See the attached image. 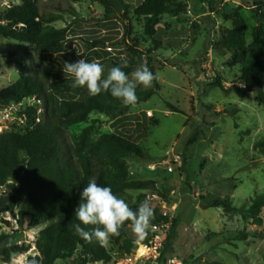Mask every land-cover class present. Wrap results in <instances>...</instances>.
Listing matches in <instances>:
<instances>
[{
    "label": "rangeland",
    "instance_id": "rangeland-1",
    "mask_svg": "<svg viewBox=\"0 0 264 264\" xmlns=\"http://www.w3.org/2000/svg\"><path fill=\"white\" fill-rule=\"evenodd\" d=\"M123 1L128 8L107 17L101 6L86 0L74 4V14H62V20L52 23L55 28H68V47L60 55H38L27 43L0 38V89L23 76L40 85L36 97L0 110V133L24 130L28 107L35 106L36 121L43 122L61 99L84 98L80 88L68 83L59 92L50 90L52 79L71 77L63 73L64 62L98 61L105 77L116 63H122L121 58L128 62L130 77L145 64L158 79L150 88L137 86L136 90L155 88V94L134 108L127 106L124 115L115 119L92 112L85 123L61 131V149L70 150L76 136L90 124L94 140L110 132L129 137L147 158L124 159L128 180H153L155 190H128L124 200L130 207L148 200L160 215L170 216L175 226L166 256L181 257L187 264H264V105L255 92L238 89L240 65L229 66V56L211 48L221 30L229 27L224 15L235 4L242 6L248 45L256 24L254 8L260 2L264 5V0H173L189 7L177 16L160 17L155 35L158 48L143 35V19L133 14L139 0ZM18 3L0 0V12ZM214 78H219L220 86L212 85ZM261 91L264 94V86ZM171 152L180 165L171 162L172 171H167L163 161L170 162ZM4 190L0 187V193ZM223 198L236 208L243 207L245 217L205 208L208 201ZM28 224L25 218L22 233L12 237V242L27 250L12 254L9 263L0 258V264H29L28 257L37 255L33 241L44 225ZM16 228V211L0 215V234L11 235ZM127 234L132 243L140 239L131 230ZM126 245L125 240L118 244L110 240L104 247L116 259L126 252ZM79 254L54 264H78Z\"/></svg>",
    "mask_w": 264,
    "mask_h": 264
},
{
    "label": "trees",
    "instance_id": "trees-1",
    "mask_svg": "<svg viewBox=\"0 0 264 264\" xmlns=\"http://www.w3.org/2000/svg\"><path fill=\"white\" fill-rule=\"evenodd\" d=\"M84 0H18L17 5L0 12V38L27 43L33 46L38 55H60L68 47V28H55L52 23L62 20V14H74V4ZM101 6L105 16L122 12L128 8L123 0H86ZM210 0H208L209 2ZM264 5L260 2L255 10L256 24L251 29L250 43L245 45L246 24L240 14L242 6L235 4L224 15L229 27L223 28L217 41L212 43V50L229 56L228 65H240L239 80L243 92H255L257 100L264 105ZM187 10L183 2L173 0H141L133 9L136 17L143 19L142 33L151 40L154 47L160 17L168 14L177 16ZM101 43L94 41L93 44ZM130 53H133L129 49ZM130 55V59H131ZM117 66L121 65L116 63ZM127 74L129 67L123 68ZM212 85L220 86L219 78H214ZM73 84V78L52 79L50 90L59 92L65 84ZM83 99H61L47 113L43 122L36 121L37 109L31 106L25 109L27 126L24 130L0 133V215L7 211H16L18 228L11 230V235L0 234V258L2 263H9L12 254H21L27 250L12 242L24 230V219L29 218L30 225H44L33 241L37 255L28 257V263L54 264L56 260L70 259L77 251L78 264L101 262L112 264L113 258L105 247L95 240L86 242L75 232L73 225L79 223L75 209L81 202V193L91 178L101 186L111 187L113 192L124 199L128 190H155L153 180H128V169L124 159L138 157L146 159L147 154L136 141L114 132L103 133L92 139L93 125L84 127L76 136L70 150L61 149L59 137L63 129L85 123L92 112L115 119L124 115L125 106L110 92H101L90 96L84 87H78ZM40 94V85L30 76L20 77L13 84L0 89V110L11 103ZM155 88L138 91V103L145 102ZM143 127V125H141ZM139 206L131 208L136 210ZM205 208H222L230 213L245 217L243 207L236 208L227 199H213ZM152 225L164 218L154 209ZM9 225L7 221L3 222ZM82 227H85L81 225ZM175 224L172 225L171 231ZM92 226L85 230L90 231ZM130 222L120 229L118 236L110 240L114 244L129 237ZM170 231V233H171ZM170 236V234H169ZM168 236V239H169ZM167 239V241H168ZM167 241L165 248L167 247ZM134 247L127 241L125 253Z\"/></svg>",
    "mask_w": 264,
    "mask_h": 264
},
{
    "label": "clouds",
    "instance_id": "clouds-1",
    "mask_svg": "<svg viewBox=\"0 0 264 264\" xmlns=\"http://www.w3.org/2000/svg\"><path fill=\"white\" fill-rule=\"evenodd\" d=\"M121 59V65L110 68L106 77L104 66L100 62H88L83 58L74 63L64 62L62 70L65 76L73 78V87L86 88L90 96L110 92L125 106L134 108L138 103L137 86L150 88L153 81L158 79V75L142 64L130 77L122 70L128 67V62L124 58ZM74 214L79 221L72 226L76 234L88 243L95 240L102 247L109 244L111 237L119 235L126 222H130L131 231L137 238H144L155 218L154 208L148 200L142 201L139 207L133 210L111 187L101 186L95 178H91L84 187L81 202ZM87 226H92L90 231L85 230ZM32 264L36 262L33 261Z\"/></svg>",
    "mask_w": 264,
    "mask_h": 264
},
{
    "label": "built area",
    "instance_id": "built-area-1",
    "mask_svg": "<svg viewBox=\"0 0 264 264\" xmlns=\"http://www.w3.org/2000/svg\"><path fill=\"white\" fill-rule=\"evenodd\" d=\"M200 5L206 6L205 1H201ZM107 50L110 51V48ZM146 114L151 116L150 111H146ZM171 162L180 165L179 157L173 152H171L170 162L163 161L164 165H168L167 171H172L169 166ZM154 166V164L150 165L149 168L154 169ZM161 216L164 219L160 223L152 225L144 238L134 241V247L128 253L113 259L112 264H187L181 257L165 255V244L170 234L172 220L166 213ZM127 241H129V237Z\"/></svg>",
    "mask_w": 264,
    "mask_h": 264
},
{
    "label": "crops",
    "instance_id": "crops-1",
    "mask_svg": "<svg viewBox=\"0 0 264 264\" xmlns=\"http://www.w3.org/2000/svg\"><path fill=\"white\" fill-rule=\"evenodd\" d=\"M178 2V1H177ZM141 3V0H139L137 3H136V6H134L133 8H135V7H137L139 4ZM183 3H185L186 4V2H183ZM93 4V3H92ZM187 7H189V5H188V3H187V5H186ZM160 24V23H159ZM159 27H160V25L158 26V30H160L159 29ZM95 48L96 47H93L92 49H90V50H95Z\"/></svg>",
    "mask_w": 264,
    "mask_h": 264
}]
</instances>
